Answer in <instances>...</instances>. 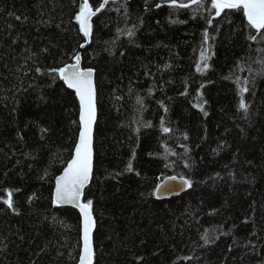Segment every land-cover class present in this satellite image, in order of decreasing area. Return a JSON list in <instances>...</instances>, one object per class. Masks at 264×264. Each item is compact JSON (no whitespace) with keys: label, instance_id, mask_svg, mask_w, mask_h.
I'll use <instances>...</instances> for the list:
<instances>
[{"label":"trees","instance_id":"1","mask_svg":"<svg viewBox=\"0 0 264 264\" xmlns=\"http://www.w3.org/2000/svg\"><path fill=\"white\" fill-rule=\"evenodd\" d=\"M82 2L0 0V264L79 262L80 213L53 200L79 100L51 72L76 54L97 86L83 196L96 220L93 264H264V42L246 38L240 14L213 12L209 25L191 0H109L88 41L75 20ZM201 47L209 67L197 72ZM168 177L192 186L158 198Z\"/></svg>","mask_w":264,"mask_h":264},{"label":"snow or ice","instance_id":"2","mask_svg":"<svg viewBox=\"0 0 264 264\" xmlns=\"http://www.w3.org/2000/svg\"><path fill=\"white\" fill-rule=\"evenodd\" d=\"M173 8H187V4L178 3V0H166ZM109 3V0H103L96 9L99 11ZM192 4L197 5L198 8H202L209 12L208 17H205L209 25L212 24V13L216 17L221 16L224 13V19L227 21L230 15L240 14L242 18L246 19V24L242 21V28L248 29L247 39L256 41L259 39L264 42V0H191ZM210 3V9L207 4ZM157 4L156 7H160ZM229 10V11H225ZM96 15L88 3V0H83L79 5V12L75 15V20L79 23V31L83 33V37H90L92 33L91 18ZM17 20L20 17H16ZM176 23L177 21H172ZM182 22V21H181ZM135 25L133 26V29ZM253 30L255 34H253ZM134 30H128L127 35L133 36ZM209 39L207 30L203 34L202 44L206 43ZM83 47V45H81ZM43 51H47L44 49ZM264 51V50H258ZM75 63L66 65L64 67L51 69L52 73L56 75L53 77V81L60 79L67 84L69 89H73L75 95L79 100V122L80 130L78 135V141L74 144V155L68 162L67 167L63 170L62 174L55 178V188L53 192V200L57 205H74L79 209L83 217V249L80 256V264H93L94 250L91 244V232L95 228V220L92 214L93 200L82 197L85 186L89 184L93 173V125L96 122V99H97V86L93 80L94 69L81 68L80 67V55L76 54L73 57ZM210 59L209 49L201 47L200 49V62L196 65L197 72H204L208 69L209 65L207 61ZM260 64L264 66V59L260 61ZM202 65V66H201ZM39 71V69H37ZM264 74V67H261L260 73ZM239 82V81H238ZM245 85L247 81L243 82ZM248 88L242 87L241 93L248 92ZM184 94V93H182ZM140 102V101H138ZM207 103V101H203ZM203 103L197 106L203 111ZM239 106L245 111L247 105L241 98ZM166 110V109H165ZM206 114V113H205ZM147 126V125H145ZM43 131H47L44 129ZM165 133L171 132L172 129L164 127ZM135 153H133V156ZM127 170H132L131 162L127 166ZM172 179H175L173 177ZM183 183L189 188L192 186L190 179H183ZM160 189H157L159 191ZM167 191H173L171 187L166 188ZM7 192V199L4 203L8 208L16 212L17 209L13 206V191L11 189H5ZM205 242H208V237H204ZM140 259H143L142 257Z\"/></svg>","mask_w":264,"mask_h":264},{"label":"water","instance_id":"3","mask_svg":"<svg viewBox=\"0 0 264 264\" xmlns=\"http://www.w3.org/2000/svg\"><path fill=\"white\" fill-rule=\"evenodd\" d=\"M88 3H89V0H88ZM90 5V3H89ZM93 10V9H92ZM94 11V10H93ZM102 10H99V11H94L96 12V15L99 14ZM94 15L92 18H91V24H92V20L93 18L96 16ZM91 36H92V33H91ZM91 36L90 37H86L88 41L91 40ZM80 55V54H79ZM75 63V62H74ZM70 64H73V63H70ZM70 64H67V65H70ZM66 66V65H65ZM80 67L81 68H84L82 66V59H81V56H80ZM93 80L95 82V70H94V75H93ZM73 90V89H72ZM97 119H98V105H97V99H96V122L95 124L93 125V169H94V157H95V151H94V139H95V128H96V123H97ZM79 130H80V122H79ZM79 135V134H78ZM78 141V139H77ZM73 155H74V152H73ZM67 167V166H66ZM65 167V168H66ZM63 172V171H62ZM62 174V173H61ZM60 174V175H61ZM93 174V173H92ZM59 175V176H60ZM173 177H168L166 178L163 182H161L157 189H160L159 191L156 190V196L158 198H170L172 196H176V195H180L181 193L185 192L189 187L183 183V180L181 178H178V177H175V179H172ZM92 180V178H91ZM91 180L89 181V184L91 183ZM88 184V185H89ZM86 185L85 186V189L86 187L88 186ZM168 187H171L173 189V191H167L166 188ZM84 189V191H85ZM83 196H84V193H83ZM82 202H83V197H82ZM59 206H71V207H74L76 208L74 205H70V204H66V205H59ZM78 211L79 209L76 208ZM80 213V211H79ZM93 214V213H92ZM80 217H81V232H82V246H81V252H80V256L82 254V249H83V217H82V214L80 213ZM94 217V215H93ZM94 220H95V217H94ZM95 226H96V220H95ZM95 229V228H94ZM94 229L92 230L91 232V244H92V248L94 250V254H95V249H94V243H93V233H94ZM80 256H79V262L78 264H80ZM94 257V256H93Z\"/></svg>","mask_w":264,"mask_h":264},{"label":"bare ground","instance_id":"4","mask_svg":"<svg viewBox=\"0 0 264 264\" xmlns=\"http://www.w3.org/2000/svg\"><path fill=\"white\" fill-rule=\"evenodd\" d=\"M91 6V5H90ZM92 8V7H91ZM93 9V8H92ZM103 9V8H102ZM102 9H100V10H102ZM94 10V9H93ZM94 11H96V10H94ZM98 15V14H97Z\"/></svg>","mask_w":264,"mask_h":264}]
</instances>
